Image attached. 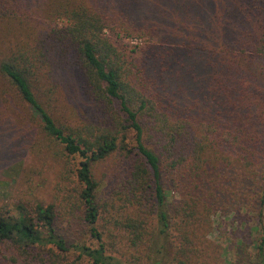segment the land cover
Listing matches in <instances>:
<instances>
[{"label": "trees", "instance_id": "16d2710c", "mask_svg": "<svg viewBox=\"0 0 264 264\" xmlns=\"http://www.w3.org/2000/svg\"><path fill=\"white\" fill-rule=\"evenodd\" d=\"M28 1L0 0V85L37 121L43 136L56 141L65 156L78 158L81 218L95 246H68L55 232L52 207L39 203L30 214L18 209L15 217H0V243L10 242L21 253L35 245L61 253L73 248L79 255L69 264H110L96 228L100 210L91 166L119 151L120 208H148L162 237L169 229L172 194L178 196L174 214L182 228L209 214L235 218L251 210L256 232L252 264H264V68L257 76L249 70L253 63L264 67V0H222L221 12L196 20L186 15L191 7L183 9L193 0H181L176 7L183 13L165 26L167 35L133 50L115 45L107 33L119 36L117 18L130 15L134 0H42L49 11L40 16L48 22L39 34L27 26L31 35L10 28L20 12L41 10ZM199 1L198 10L209 2ZM142 3L145 12L158 4ZM36 35L46 52L53 51V59L77 74L97 114L93 121H55L58 86L46 79L44 90L39 87L43 55H32L31 40L18 46ZM147 49L155 52L149 69L134 54ZM127 132L131 148L125 143ZM128 223L116 225L128 232L132 245L141 243L143 234ZM178 257L171 263L184 264ZM82 258L86 263L78 261Z\"/></svg>", "mask_w": 264, "mask_h": 264}, {"label": "rangeland", "instance_id": "374dc122", "mask_svg": "<svg viewBox=\"0 0 264 264\" xmlns=\"http://www.w3.org/2000/svg\"><path fill=\"white\" fill-rule=\"evenodd\" d=\"M159 2L156 0L158 4H154L153 10L146 12L142 0L130 2L133 7L128 14L131 16L118 13L117 20L120 23L117 22L119 26L116 33L119 36L107 33L111 41L119 47L126 46L129 50L141 49L145 45L158 43L159 35H167L165 30L168 28L165 26L176 15L183 13V9L191 7L192 10L186 15H191L194 20L222 11V0L205 1L206 6L199 10L196 9L200 6L199 0H193L191 6L187 4L183 9L176 7L181 0ZM28 3L29 6L35 4L41 10L27 13L28 15L20 12L21 15L17 21L12 22L10 28L15 30L21 27L24 31L22 34L31 35L32 30L27 29L31 25L39 34L40 29L48 22L40 14H46L49 9L42 0H29ZM135 12L137 14L134 15ZM53 24L58 27L61 22L56 18ZM2 26L1 23V33ZM22 34L17 36L18 40L22 38ZM125 34L130 36L124 37ZM131 34L142 35L134 37ZM30 40L34 45L32 55H43L40 56L39 87L44 90L46 79L58 86L56 94H53L57 100L53 104L55 121H93L97 114L87 97L82 94L77 74L65 67L61 60L53 59V51H45L38 35L23 40L18 46L24 47ZM153 49L154 47L151 51ZM151 51L147 49L134 53L148 69L149 60L155 53L153 51L151 54ZM45 58L48 66L44 68L42 65ZM263 68L260 63L249 66V70L254 71L256 76ZM1 85L0 93L4 97L0 98V217H15L18 209H24L30 214L35 203L50 205L54 214L55 232L59 238L68 246L94 248L95 243L81 218L82 206L78 199L81 186L75 178L78 158L65 156L56 141L43 136L37 121L31 119L24 106L14 100L8 89L6 92V87ZM125 143L129 148L133 144L129 132L126 134ZM120 160L121 154L117 151L91 166L92 179L97 186L95 199L100 210L96 228L110 264H153L154 259L160 261V264H172L171 260L176 255L184 264L254 263L252 242L256 232L254 213L249 212L251 210H241L235 218L231 214H209L198 223L182 228L174 214L175 208L179 206L178 196L172 194L167 199L169 229L165 237L157 236L156 221L148 208H120L122 202H118V194L122 197V193L118 190V180L123 174ZM262 214L264 223V210ZM127 221L143 234L141 243L132 245L131 236L119 227L124 226ZM184 235L187 239L183 238ZM16 249L10 242L0 243V264H69L76 261L79 255L73 248L61 253L49 245L28 247L24 253ZM78 261L86 263L85 258Z\"/></svg>", "mask_w": 264, "mask_h": 264}]
</instances>
